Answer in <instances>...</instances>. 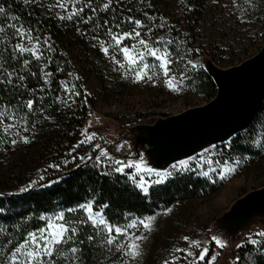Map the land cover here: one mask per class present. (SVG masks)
Here are the masks:
<instances>
[{"label":"trees","instance_id":"1","mask_svg":"<svg viewBox=\"0 0 264 264\" xmlns=\"http://www.w3.org/2000/svg\"><path fill=\"white\" fill-rule=\"evenodd\" d=\"M175 1L111 0L107 10L93 13V8L109 3V0H92L91 8H84L89 0H79L78 5L67 9L54 7L55 0H29L27 4L24 0H0L6 9H10L8 16L18 17L16 20L0 17V26L5 28V32L0 33V70L4 72L0 79H6L7 74L12 73L11 85L0 84V110H7L14 117L11 121L5 118L0 124V136L8 140L7 144L0 145V208L3 209L0 211V229L3 230L0 231V264L7 261L13 247L22 242L27 231H35L46 223L38 219L40 215L52 216L62 210L77 228V238L58 250L54 246V251L63 252V256L57 254L44 259L50 260L51 264H120L123 257L114 247L108 251L109 246L95 235L96 230L87 220V214L77 207L79 204L91 201L93 213L100 212L110 224L125 226L136 221L139 225V220L156 215L178 201L208 197L221 189L218 179L205 178L187 169H171V176L162 183L151 185L144 194L125 173H117L104 161L98 163L93 158H85L87 146L79 142L87 112L94 104L84 92L81 77L94 76L106 92H115L120 87L115 72L104 60L100 45L102 42L113 43L107 34L108 28L116 33L135 27L127 22L129 16L141 19L145 25L141 34L149 36L150 40L160 34L175 41L167 47L176 60L174 65L178 71L186 73L188 90L203 100L216 97L217 84L210 74L201 68L191 69L186 64V59L197 50L198 27L208 0H183L185 12L179 17H174L172 12ZM255 3L259 20L257 32L263 44L262 3ZM75 7L84 11L70 21L59 19ZM89 17H92L89 22H82ZM169 18L173 20L169 21ZM162 19L165 27L160 28ZM105 20L108 25H104ZM122 21L121 28L117 29L115 25ZM13 23L17 27L31 28L34 35H40L42 59L36 61L27 53L19 60L12 59V45L21 42L8 27ZM149 25H155L151 33L147 31ZM44 37H48L52 50H47ZM23 59L29 60L30 67L24 66ZM227 62L232 64L234 59ZM41 70L51 73L47 77L50 83L45 84ZM22 75L25 79L20 82L17 77ZM28 99L34 101V109H20ZM17 116L23 119L17 120ZM8 123H19V127L5 134L3 129ZM259 128L264 138V100L246 132L236 133L226 153L248 154L251 158L264 155V149L260 153L259 149L250 148L244 138ZM16 133L27 136L28 142H20ZM12 138L18 140L15 146L10 143ZM49 165L59 167L49 168ZM33 181L35 183L28 188ZM21 188L27 190L21 192ZM69 208L75 211L69 213L66 211ZM89 235L94 236L93 242L86 239ZM72 246L80 248L78 261H74L69 252ZM244 252L241 245L237 257ZM258 264L264 262L260 259Z\"/></svg>","mask_w":264,"mask_h":264},{"label":"rangeland","instance_id":"2","mask_svg":"<svg viewBox=\"0 0 264 264\" xmlns=\"http://www.w3.org/2000/svg\"><path fill=\"white\" fill-rule=\"evenodd\" d=\"M255 2L262 3L264 14V0H208L198 27L197 50L187 58L198 64L196 69L207 71L218 82L219 73L260 53L264 41L262 44L257 32L259 20ZM183 4L181 0L173 3L174 17L182 16V12H185ZM161 37L168 40L158 34L151 41L155 42ZM141 38L149 39V36L141 34ZM134 43L136 38L133 37L123 41L121 46L131 47ZM104 46L109 47L107 44ZM102 54L106 64L115 72L120 87L115 92H106L94 76L81 77L84 92L94 101L93 107L87 112L79 138V142L87 146L85 158L97 161L96 157H100L98 163L104 161L113 169L117 167L115 160L128 165L142 158V168L169 172L173 169L172 165L187 160L188 166L183 169L195 171L200 176H203L202 172L208 171L209 179H218L222 184L217 193L178 201L153 215L150 232L140 224L129 229L130 235L147 236L140 242L142 254L135 264H163L165 259L171 260L173 256L177 258V264H185L180 259L182 254L173 252L174 248L187 247L182 239L184 236L207 239L210 249L208 258L213 253H219L214 264H258L260 259L264 262V248L247 243L249 237L261 240L255 234L264 231V155L251 158L248 154L226 153L236 133L246 132L253 109L238 112L233 119L221 121L206 133L198 132L191 139L186 138L188 142L184 148L190 147L193 142L196 144L190 151L179 153L183 148L180 146L182 142L174 146L176 141L171 140V137L178 135L183 138L184 133L187 134L191 129V120L211 100H203L188 90L186 78L183 84L177 85L176 91H171L163 83L165 77L162 72L155 84L147 79L133 82L132 75L125 78L124 68L111 59L116 55L118 60H122L121 54L111 48L108 55ZM172 59L175 64L173 56ZM229 59H234V62L228 63ZM148 60L155 62L151 57ZM174 64L173 74L179 80L180 72ZM182 128L184 133L181 132ZM249 134L244 138L250 148L259 149L261 153L264 149L261 146L264 145L262 130L259 128ZM170 142H174L172 146H163V143ZM204 149L209 151L205 152ZM101 150L107 153V157L101 156ZM154 150H157V154ZM189 157L192 159L189 160ZM227 167H233L234 170L221 179L219 173ZM121 173H125L135 186L143 176L148 189L157 184L156 180L159 179L155 172L138 171L135 167H125ZM212 236L219 237L225 246L217 248L211 241ZM237 244L245 250L239 259Z\"/></svg>","mask_w":264,"mask_h":264},{"label":"snow or ice","instance_id":"3","mask_svg":"<svg viewBox=\"0 0 264 264\" xmlns=\"http://www.w3.org/2000/svg\"><path fill=\"white\" fill-rule=\"evenodd\" d=\"M27 4L29 0H24ZM183 2V0H181ZM235 2V0H234ZM79 0H56L54 7H58L60 9H67L71 5H78ZM111 0L109 3H105L98 8H93L92 11L95 13L99 10H107L110 7ZM92 0H89L87 4L84 5V8H91ZM10 9H6L2 3H0V17L7 16L9 20H16L18 17L8 16V11ZM84 9L80 7H75L68 13L67 16H60L61 20H72L74 17L79 16ZM92 17H89L88 20L82 21L83 23L89 22ZM127 22L130 25H134L130 31L124 32H116L114 33L111 28H108L107 34L111 38L112 44L109 47H105L104 43H101L100 51H102L105 55L109 54L110 48L114 52H118L122 56V60H118L116 55H113L111 59L114 63L119 65L120 68H124L123 75L125 78L129 74L133 77V82H140L142 80L147 79L151 81L153 84L156 83L159 74L162 72L165 79L163 83L166 87H168L171 91L177 90L178 84H183L184 79L186 78L185 71L180 72V79L177 80L176 76L173 74V64L174 61L172 59L171 52L168 47L165 45H171L175 43L174 40L165 41L163 37L153 42L150 39L141 38V31L138 29H142L145 25L142 23L141 19H134L131 16L127 18ZM122 23H118L115 25L117 29L121 28ZM104 25H108V21H104ZM9 28L13 30V36L16 37L18 41L12 45V59L19 60L20 57H23L24 54H29L31 58L39 61L43 58L44 52L41 50L40 45V35L33 34V30L31 28L25 29L23 26L17 27L16 24H9ZM98 27H100L98 25ZM155 25H149L147 27L148 33H151ZM160 28L165 27V22L163 19L159 24ZM79 31V29H77ZM5 28L0 26V33H4ZM147 35V33L145 34ZM136 38V43H134L131 47L121 46L122 42L126 39ZM96 37H93L95 39ZM35 41V42H33ZM44 44L48 46L47 50H52L51 46L48 44V37H44ZM192 51V50H189ZM151 57L155 62L149 61L148 58ZM183 59V57H181ZM24 66L30 67L29 60L23 59ZM126 62V63H125ZM187 65L191 69H196L198 64L193 61V59H187ZM59 70V69H58ZM43 76L45 77V84L50 83L51 81L47 79V77L51 76V73H45L41 70ZM0 76H4V72L0 70ZM18 81L22 82L25 79V76L17 77ZM0 84H12V73L7 74L6 79H0ZM19 85H17L18 87ZM61 87H64L63 82H61ZM59 99V97H57ZM29 109L32 111L34 109V101L32 99H28L25 104L20 105V109L23 108ZM15 111V110H14ZM9 121L13 120V114L9 113L7 110H0V124L4 123V119ZM17 120H22L23 117H16ZM14 127H19V123L13 124L8 123L5 125L3 132L5 134H10ZM15 135L19 136V133ZM94 135V134H93ZM19 141L27 143V136H19ZM8 143V140L5 136H0V145H5ZM12 146H15L18 143L17 139L12 138L10 140ZM264 147V145H261ZM212 147H215L214 145ZM205 152H208L209 149H204ZM101 156L107 157V153L101 150ZM91 159V158H89ZM97 162H99L100 157H96ZM192 159L189 157V160ZM114 163L117 165L114 171L117 173H121L124 171L125 167H135L138 171H146L149 173L155 172L156 176L159 179L156 180V183H162L164 179L171 176L172 173L168 170L157 171L152 168L141 167L142 158L140 161H133L131 164L123 165L121 161L115 160ZM227 163V162H225ZM239 163L238 161L236 162ZM188 166L187 160H181L177 164L172 165L173 169L186 168ZM59 167V165H49V168ZM233 167H227L225 169H221L219 175L220 178L223 179L224 176L233 171ZM210 171H215V169H210ZM201 175L207 177L209 175L208 171L202 172ZM43 179V177H41ZM35 181L30 183L27 187L31 188L32 184ZM136 186L140 188L142 191L147 193L148 188L146 187V181L143 176L140 177L139 182L136 183ZM27 188H21L20 191H26ZM79 209L83 210L87 214V220L91 221V225L95 231L96 236H100L103 243L108 247V251L111 252L114 247L115 250L120 254L123 259L120 260V264H135V261L141 256L142 249L141 243L143 240L147 239L146 235H130L129 229L137 226V222L133 221L131 223L126 224L125 226H119L116 224H110L108 221L104 219L100 212L93 213L92 203L88 201L86 204H79L77 206ZM105 208L107 205L104 206ZM0 211H3L0 208ZM67 212L71 213L75 211V209H67ZM170 211V210H168ZM40 221H46L43 226L38 227L35 231H27L26 236L23 237L22 242H18L12 250L11 256L8 257L7 261H4V264H51L50 260L44 259L45 257H53L54 255L63 256L64 253L60 251H54V246L58 250L59 247L69 241L75 242L77 238V228L73 225L72 221L68 220L65 216V211H60L54 213L52 216L40 215L38 217ZM152 216L145 217L139 220V224L146 231H151L152 228ZM85 221H81L83 223ZM0 231H3L0 229ZM255 235L261 237V240L253 239L251 237L248 238L247 243L251 245H260L261 248H264V231H259ZM89 242L94 241V236L89 235L86 238ZM186 243V248H174L173 252L181 253L180 259L185 262V264H214L219 255L218 252L213 253L211 258H208L209 254V241L207 239H190L188 236H184L182 238ZM211 241H214L217 248H223L225 243L217 236H212ZM236 247H241L240 244H237ZM69 252L73 255L74 261L79 260L80 248L77 246H72L69 249ZM239 259V257H237ZM163 264H177V258L173 256L171 260L165 259Z\"/></svg>","mask_w":264,"mask_h":264},{"label":"water","instance_id":"4","mask_svg":"<svg viewBox=\"0 0 264 264\" xmlns=\"http://www.w3.org/2000/svg\"><path fill=\"white\" fill-rule=\"evenodd\" d=\"M262 48L257 56L219 73V80L215 81L217 84L216 97L201 108L199 114L191 120V129L187 134L182 128L183 138L178 135L171 137V140L176 141L174 146L182 142L180 146H183L184 150V145L188 142L186 138L191 139L198 132L199 134L206 133L221 121L233 119L240 111L253 109L249 119L251 122L264 100V45ZM174 142L163 143V146L170 147ZM194 144L196 143L193 142L190 147H185V150L190 151Z\"/></svg>","mask_w":264,"mask_h":264},{"label":"crops","instance_id":"5","mask_svg":"<svg viewBox=\"0 0 264 264\" xmlns=\"http://www.w3.org/2000/svg\"><path fill=\"white\" fill-rule=\"evenodd\" d=\"M152 147H153V146H152ZM185 149H186V148H184V150L181 149L180 152H184V153L187 152ZM155 151H157V150H154V153H156ZM180 152H179V153H180ZM156 154H157V153H156Z\"/></svg>","mask_w":264,"mask_h":264}]
</instances>
